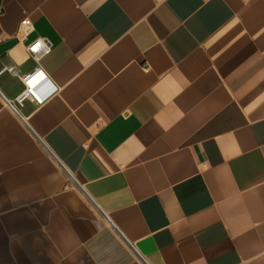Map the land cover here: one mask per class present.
I'll return each mask as SVG.
<instances>
[{
    "label": "crops",
    "instance_id": "0c3cea01",
    "mask_svg": "<svg viewBox=\"0 0 264 264\" xmlns=\"http://www.w3.org/2000/svg\"><path fill=\"white\" fill-rule=\"evenodd\" d=\"M0 264H264V0H0Z\"/></svg>",
    "mask_w": 264,
    "mask_h": 264
},
{
    "label": "built area",
    "instance_id": "2783aa9c",
    "mask_svg": "<svg viewBox=\"0 0 264 264\" xmlns=\"http://www.w3.org/2000/svg\"><path fill=\"white\" fill-rule=\"evenodd\" d=\"M31 28V21L24 17L21 19L19 29L27 31ZM27 51L30 53L34 61H38L43 55L49 51V43L46 39L38 37L27 45ZM8 71H12L13 67H7ZM21 79L25 85V89L21 92L16 101L19 103L25 97H35L42 99L47 96L55 87L50 85L45 74L36 66L30 73L21 75Z\"/></svg>",
    "mask_w": 264,
    "mask_h": 264
}]
</instances>
